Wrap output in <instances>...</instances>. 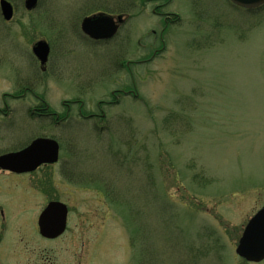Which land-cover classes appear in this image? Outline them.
I'll return each instance as SVG.
<instances>
[{
	"label": "rangeland",
	"instance_id": "374dc122",
	"mask_svg": "<svg viewBox=\"0 0 264 264\" xmlns=\"http://www.w3.org/2000/svg\"><path fill=\"white\" fill-rule=\"evenodd\" d=\"M8 1L17 16L0 21V98L16 88L19 58L25 67L33 59L21 29L31 23L25 0ZM127 1L53 0L51 26L38 20L26 31L52 37L58 66L46 99L55 111L80 101L101 115L99 102L111 101L120 84L134 95L102 107L104 119L78 118L68 129L49 130L19 111L22 128L61 144V163L2 180L0 264H249L236 249L264 206V9L174 0L164 11L180 21L168 27L164 47L162 19L134 0L127 43L94 51L81 44L75 32L84 14ZM127 62L133 84L119 66ZM29 135L5 130L2 144ZM52 200L67 204L69 227L45 240L38 219Z\"/></svg>",
	"mask_w": 264,
	"mask_h": 264
},
{
	"label": "flooded vegetation",
	"instance_id": "af4514ba",
	"mask_svg": "<svg viewBox=\"0 0 264 264\" xmlns=\"http://www.w3.org/2000/svg\"><path fill=\"white\" fill-rule=\"evenodd\" d=\"M139 1H141L142 4L145 3V11H146V7L151 6L153 8L152 15L154 17L162 19L161 21L162 25L159 23V25L162 26L159 39L161 40L162 45L165 47V43L163 42V40L168 27L180 21V17L177 16V14L164 11V9L172 2H174V0H139ZM9 3L12 5L14 9L13 18L10 21H6L4 19L0 7V16H1L0 21L3 20L2 23L4 25L12 22L17 16L16 6L11 2ZM115 3H111L112 6L107 5L105 10H97V9L91 10L87 14H84L83 17L81 16L82 18L78 20V29L77 32L75 33L81 39L82 41L81 44L86 48H88L89 50L94 51L101 46H110L112 44H115L118 40L119 41L121 40L120 41L121 43L128 42L129 36H128V31L127 29H125V27L127 28L129 24V20L131 19L129 11L133 9L135 3L134 0H129L127 2H124V4L121 5V7L119 8ZM23 5L25 8V12H24L25 15L31 16V23L29 25V28H27L26 26L24 27L23 25L21 29H22V33L26 38V42L30 46L33 59H31L32 61L29 60L31 61V63L28 64L27 67H25L24 64L26 60H24V63H22L23 59L19 58L20 63L18 62V64L16 63V65H14L15 66L14 84L16 88L15 90L14 89L12 90L11 94L3 93V95L0 98V158L7 155L20 153L39 139H51L57 141L48 134H44V133L37 134L36 132H34L33 128L30 127L31 126L30 124L29 127L24 125V128H22L21 124L17 122L18 120L17 115L19 111L20 112L22 111L24 113L25 119L28 120V122L40 121V123L42 125H46L45 127L48 128L49 130L52 129V127L54 126L57 128L68 129L71 127L72 123L78 121V118L84 121H91L94 119H104L106 115L103 113L104 110L102 107L116 106L122 101V99L134 95L132 89H129V85H127L128 83L126 85L120 84L117 85L119 87L121 86L120 88L111 92V98H112L111 101L99 102L98 109L100 110L101 115L95 113L89 114L85 112L84 111L85 104L80 101H73L71 104H64L65 109L62 113L55 111L53 109V106L46 99L48 97L47 96L48 93L52 90L50 87V81L52 82L54 80L52 78L55 77V73L58 66L53 62V52L55 51V49L53 48L52 45L53 44L52 37L47 35V37L38 40V37L35 38L29 37L26 34V31L28 29L33 30V26L35 25V23L37 24L38 20L39 22L41 20V22L46 23L47 26L50 25V20L48 16L49 17L54 16V18H57L58 16L55 15L57 12L53 6V0H36L35 6L32 10L27 9V0L24 1ZM83 5H85L84 1H83ZM63 16H64L63 18H66L65 15ZM101 16L111 18L110 22H112L116 27V32L114 36H112L111 38L96 40L83 31V23L86 19L97 20ZM44 17L46 20L43 19ZM75 28L76 26H73L72 24L71 29L73 30ZM153 33L155 35L157 34L155 30H153ZM40 43H46L49 47V55L47 58V62L45 64H43L41 60L35 56L34 53L35 48ZM147 61L149 60H145L137 63L143 64ZM115 65L118 67V64ZM130 65H131L130 62H127L125 64L121 63L119 66L122 71H126V74L128 75V80L133 84L134 83L133 75L130 69ZM12 101H14L15 103H19L18 107H15V105L13 106ZM75 106H79L77 111L74 108ZM74 113L78 117H74L73 116ZM5 130L9 133L10 132L14 133L15 131L17 132L19 131L21 133H30V135L28 138H26L25 140L26 143L22 144L20 137L19 139L14 140V142L11 144L14 145L12 148H8V147L6 148V146L2 144V142H4ZM59 145H60V156L58 162L55 164H43L40 167H38L34 172L16 173L10 170H5L0 167V227H1L0 234L4 230L6 223V206L5 203L1 201L2 198H4V187H5L3 185L2 180L5 178L14 180L16 178L38 175L39 173L46 172L52 169L53 167L58 166L61 163V144L59 143ZM52 201H59V200H52ZM68 219H70V217Z\"/></svg>",
	"mask_w": 264,
	"mask_h": 264
},
{
	"label": "water",
	"instance_id": "95a60500",
	"mask_svg": "<svg viewBox=\"0 0 264 264\" xmlns=\"http://www.w3.org/2000/svg\"><path fill=\"white\" fill-rule=\"evenodd\" d=\"M234 5L245 9H258L264 6V0H230ZM36 0H27V9L32 10ZM3 16L7 21L13 18V7L5 0L1 1ZM111 18L101 16L97 20L86 19L83 31L96 40L114 36L116 27ZM34 53L43 64L47 62L49 47L40 43ZM59 144L49 139H39L24 151L0 158V167L16 173L33 172L43 164L58 161ZM68 208L59 202H52L39 219L40 233L44 238L56 239L64 234L67 227ZM237 254L249 262L264 260V208L249 222L237 249Z\"/></svg>",
	"mask_w": 264,
	"mask_h": 264
}]
</instances>
